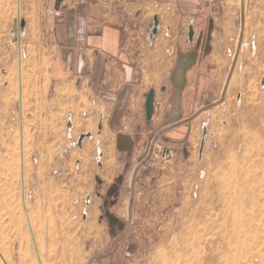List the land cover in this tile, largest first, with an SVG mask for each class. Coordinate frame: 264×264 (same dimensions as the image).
<instances>
[{
	"label": "rangeland",
	"instance_id": "rangeland-1",
	"mask_svg": "<svg viewBox=\"0 0 264 264\" xmlns=\"http://www.w3.org/2000/svg\"><path fill=\"white\" fill-rule=\"evenodd\" d=\"M63 2L0 0V264H264V0H227L262 39L253 68L182 129L139 135L129 166L87 83L55 89Z\"/></svg>",
	"mask_w": 264,
	"mask_h": 264
},
{
	"label": "crops",
	"instance_id": "crops-1",
	"mask_svg": "<svg viewBox=\"0 0 264 264\" xmlns=\"http://www.w3.org/2000/svg\"><path fill=\"white\" fill-rule=\"evenodd\" d=\"M121 2L113 9L115 2L64 0L55 29L59 55L50 75L57 83L55 89L72 88L73 80L79 86L87 83L86 91L94 93L96 106L100 104L104 111L107 123L103 118L101 128L112 133L110 154L129 166L142 147L137 142L139 135L152 127L182 129L190 115L199 118L208 111L210 102L218 101L225 85L229 90L235 72L252 69L253 60H248L246 53L254 47L253 42L257 47L261 37L240 28L238 7L227 0L219 10L220 0ZM153 5L162 7L161 29L150 44L142 32L148 34L145 12ZM191 15L205 19L199 25L193 24L192 40L188 22ZM163 32L171 34L165 38L172 39V47L163 39ZM153 82L163 83L166 90L156 94L153 116L148 120L145 92L153 88ZM120 193L132 194L125 190ZM108 196H114L111 189ZM110 212L112 221L115 207Z\"/></svg>",
	"mask_w": 264,
	"mask_h": 264
},
{
	"label": "water",
	"instance_id": "water-1",
	"mask_svg": "<svg viewBox=\"0 0 264 264\" xmlns=\"http://www.w3.org/2000/svg\"><path fill=\"white\" fill-rule=\"evenodd\" d=\"M57 1L58 2H62L63 0H57ZM24 23L25 22L23 21V24ZM160 29H161V26H160V18H159L158 15H154L152 26L149 28V31H148V40H149V43L150 44L153 43L154 38L159 33ZM193 36H194V28H193V25H190L189 26V38H190V40L193 39ZM165 90H166V86L163 85L161 87V91L164 92ZM155 96H156L155 89L154 88H151L147 92L146 102H145L146 116H147V119L148 120H151L152 119V116H153ZM88 136H90L89 133L81 134V136L79 138V144L83 141V139L85 137H88ZM166 153L169 155L170 154V150L169 149H166ZM101 154H102V152H101Z\"/></svg>",
	"mask_w": 264,
	"mask_h": 264
},
{
	"label": "bare ground",
	"instance_id": "bare-ground-1",
	"mask_svg": "<svg viewBox=\"0 0 264 264\" xmlns=\"http://www.w3.org/2000/svg\"><path fill=\"white\" fill-rule=\"evenodd\" d=\"M88 123H93V121L91 122V121H88ZM100 144V143H99ZM101 157V156H100ZM0 255H1V257L3 258V256H2V254L0 253ZM4 259V258H3ZM5 260V259H4ZM6 262V261H5ZM6 264H8L7 262H6Z\"/></svg>",
	"mask_w": 264,
	"mask_h": 264
},
{
	"label": "built area",
	"instance_id": "built-area-1",
	"mask_svg": "<svg viewBox=\"0 0 264 264\" xmlns=\"http://www.w3.org/2000/svg\"><path fill=\"white\" fill-rule=\"evenodd\" d=\"M233 55H234V57H235V56H236V52H234V54H233Z\"/></svg>",
	"mask_w": 264,
	"mask_h": 264
},
{
	"label": "flooded vegetation",
	"instance_id": "flooded-vegetation-1",
	"mask_svg": "<svg viewBox=\"0 0 264 264\" xmlns=\"http://www.w3.org/2000/svg\"><path fill=\"white\" fill-rule=\"evenodd\" d=\"M59 3V2H58Z\"/></svg>",
	"mask_w": 264,
	"mask_h": 264
}]
</instances>
